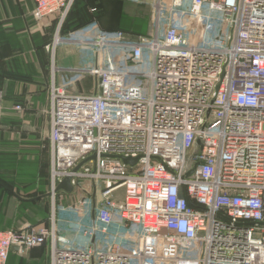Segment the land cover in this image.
Segmentation results:
<instances>
[{"label":"built area","instance_id":"obj_1","mask_svg":"<svg viewBox=\"0 0 264 264\" xmlns=\"http://www.w3.org/2000/svg\"><path fill=\"white\" fill-rule=\"evenodd\" d=\"M73 1L33 0L36 22L55 21L52 207L47 225L0 229V264L45 243L50 264H264V0H155L149 35L63 32ZM70 43L94 61L57 68Z\"/></svg>","mask_w":264,"mask_h":264},{"label":"crops","instance_id":"obj_2","mask_svg":"<svg viewBox=\"0 0 264 264\" xmlns=\"http://www.w3.org/2000/svg\"><path fill=\"white\" fill-rule=\"evenodd\" d=\"M146 1L151 3V21L149 22L145 21V16L143 18L136 10L127 14L126 5L129 4L127 0H100L99 4L95 6L90 5L88 0H80L69 12L62 31H70L77 23L89 20L92 15L90 9L97 6L95 16L102 29L122 30L135 35H149L155 0ZM33 7V0H0V92L2 94L0 98V145L3 142V133L7 129H11L14 124H29L31 133L36 137L48 132V116L43 112V109L48 106L51 56L46 51L45 46L52 39L55 21L48 23L45 21L40 25L32 17ZM92 61H94V56L91 50L82 48L77 44H59L54 52V65L57 68L75 67L92 63ZM62 75L64 73L60 70L56 71L54 78L56 84L61 83ZM90 81L92 83L91 77ZM91 83L87 87L85 83L80 81L75 84L74 89L85 91L86 87L90 89ZM18 104L22 106L20 111L14 108ZM47 158L48 162L49 148H47ZM47 174L49 175V171ZM0 186L5 185L0 182ZM46 186L48 187V180ZM7 187H4L7 191L6 194L10 192L18 203L28 200L13 190L10 191ZM66 193L69 194V192ZM0 194L1 196L4 195L1 192ZM45 198H48V191L46 194L29 201L34 203L37 199L41 201ZM70 201V196L64 194L62 202L68 203ZM18 203L16 202L15 206ZM44 214V218H37L34 221L25 219L26 214H21L20 218L13 215L10 222L7 220V226H10L8 228H17L19 222V226L25 223L47 225L50 207L49 210L46 209ZM0 215L2 218H7L6 213ZM71 217L74 218V215H63V218ZM68 233L70 237H74L73 232ZM18 255L16 249L12 248L7 264H22L25 258L22 260ZM46 260L50 264L48 243L29 250L28 264H46Z\"/></svg>","mask_w":264,"mask_h":264},{"label":"rangeland","instance_id":"obj_3","mask_svg":"<svg viewBox=\"0 0 264 264\" xmlns=\"http://www.w3.org/2000/svg\"><path fill=\"white\" fill-rule=\"evenodd\" d=\"M78 1L80 0L73 1L70 11ZM127 1L129 3L126 5V10L128 11L127 14H129V12H135L136 10L142 17L145 16V21H151L150 1ZM160 1L161 4L166 8L170 0ZM88 2L90 5L95 6L99 4L100 0H88ZM165 17L166 12H161V22L166 20ZM69 77L70 75L64 74L61 76V81L69 80L70 82ZM83 79L84 80H82V82L85 83L86 86L90 85V76H85ZM87 87L85 91L88 90ZM30 127L31 126L29 124L25 123H18L16 125L14 124L11 129H7L2 135L3 142L2 145H0V182L11 188L18 195L28 199L27 201L18 203L17 199L14 196H11L12 194H10V192L6 194V189L0 186V192L4 194L2 196L0 194V214L6 213L7 215V218H2L0 215V229L2 230L6 228L10 229L8 228L10 226H7V223L10 222V218L13 215L14 217L16 216L17 218H20L21 214H26L25 219L28 221H34L37 218H44V213L46 209L49 210V207L51 211L52 206L48 198V200L45 198L41 201L37 199L34 203L30 202L34 198L47 193V173L49 171V161L47 162L48 141L46 139V133H42L41 136L38 135L36 137L31 133ZM16 202L18 204L15 206ZM14 212L16 213L14 214ZM64 214L65 213L58 212V217L63 218ZM17 225V227H19L20 222L17 223ZM44 250L46 252V249ZM28 253L29 251L24 254L18 253V256H20L22 260L25 258V261H22V264H28ZM46 262V264H48V260H46Z\"/></svg>","mask_w":264,"mask_h":264},{"label":"water","instance_id":"obj_4","mask_svg":"<svg viewBox=\"0 0 264 264\" xmlns=\"http://www.w3.org/2000/svg\"><path fill=\"white\" fill-rule=\"evenodd\" d=\"M94 156H92L93 158ZM124 162L126 163H134L136 159H130V158H123ZM82 163V162H81ZM79 166V165H78ZM77 166V167H78ZM57 190H64L66 192H70L72 190V186L70 184L69 178L65 177L57 186ZM16 249V247H13Z\"/></svg>","mask_w":264,"mask_h":264},{"label":"trees","instance_id":"obj_5","mask_svg":"<svg viewBox=\"0 0 264 264\" xmlns=\"http://www.w3.org/2000/svg\"><path fill=\"white\" fill-rule=\"evenodd\" d=\"M94 9H95V11H93L92 10V8L90 9V11H91V13H92V15H91V17H90V19L89 20H87V21H84V22H79V23H77L76 25H74L73 26V28L71 29V30H74V29H77V28H80V27H82V26H84V25H86V24H88V23H91V22H94V21H96L97 23H98V20H97V18H96V16H95V13H96V7H93ZM63 27H64V24H63V26H62V30H63ZM63 32H65V31H63ZM3 187H6V186H3ZM10 191H12V189L11 188H9V187H7Z\"/></svg>","mask_w":264,"mask_h":264}]
</instances>
